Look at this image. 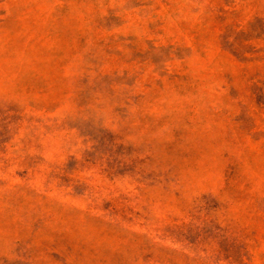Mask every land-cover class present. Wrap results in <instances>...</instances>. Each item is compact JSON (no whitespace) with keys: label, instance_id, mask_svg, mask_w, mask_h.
<instances>
[{"label":"rangeland","instance_id":"obj_1","mask_svg":"<svg viewBox=\"0 0 264 264\" xmlns=\"http://www.w3.org/2000/svg\"><path fill=\"white\" fill-rule=\"evenodd\" d=\"M0 264H264V0H0Z\"/></svg>","mask_w":264,"mask_h":264}]
</instances>
